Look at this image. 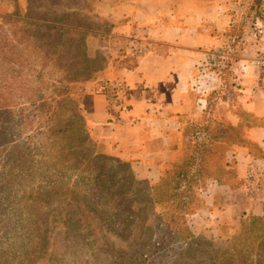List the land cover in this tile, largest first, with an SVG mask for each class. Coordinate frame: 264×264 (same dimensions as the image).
<instances>
[{"label":"rangeland","instance_id":"obj_1","mask_svg":"<svg viewBox=\"0 0 264 264\" xmlns=\"http://www.w3.org/2000/svg\"><path fill=\"white\" fill-rule=\"evenodd\" d=\"M28 1L0 0L2 30L7 29L3 24L7 15L27 18ZM236 1L241 8L237 10L238 21L230 29V38L237 52L244 43H251L255 49L252 27L255 18L264 17V0ZM58 2L52 8L58 13L72 8L77 17L87 21L85 28L89 26L101 34L112 32L114 26L94 11L96 0ZM37 12L43 14L41 9ZM72 37L74 40L77 35ZM86 38L83 37L77 56L73 46L64 47L70 43L61 41L47 55L45 49H24V65L0 61V264H123L136 260V250L143 247L138 245L141 237L136 239L139 232L155 236L165 232L160 205L152 199L142 200L158 183L135 179L126 167L119 174L123 182L112 186L121 198L109 200L102 192L98 194L102 180L91 178L102 174V167L101 172L88 165L80 170L94 153L91 139L79 142L85 132L89 135L85 105L91 91L98 93V74L104 63L102 53L88 57ZM7 39H11L9 33ZM226 69V64L220 66V70ZM226 92L223 87L219 99ZM219 101L220 107L225 106L224 100ZM216 127L219 132L226 131L222 120ZM224 153L218 150V163L224 173L232 176V170L223 164ZM186 155L185 150L175 151L172 158L181 163ZM179 167L164 166L162 177L171 183L174 174L185 169ZM194 168H188L189 176L195 173ZM104 171L113 179L116 176L108 169ZM82 175L84 179L79 180ZM202 187V191H194L193 201L185 208L192 235L206 251L202 259L208 260L216 251L222 264H257L259 224L250 221L256 216L246 218L244 234L238 230L228 239L215 238L206 231L212 218L206 197L212 190L211 184L206 182ZM107 191L110 195L112 189Z\"/></svg>","mask_w":264,"mask_h":264},{"label":"crops","instance_id":"obj_2","mask_svg":"<svg viewBox=\"0 0 264 264\" xmlns=\"http://www.w3.org/2000/svg\"><path fill=\"white\" fill-rule=\"evenodd\" d=\"M93 7L114 26L108 34L90 28L86 36L88 57L102 53L104 60L97 88L105 80L125 84L122 106L113 113L104 96L89 91L84 115L95 151L128 164L135 179L159 184L164 166L185 165L175 163V151H187L182 146L191 139L197 149L211 143L214 151L225 152L223 164L232 176L205 181L212 188L206 195L212 217L206 231L228 239L247 217H263L264 78L249 64L253 45L244 43L237 52L230 38L239 19L237 1L96 0ZM132 37L150 51L128 57ZM225 64L228 69L220 70ZM223 87L227 92L219 99ZM219 120L226 131L219 132ZM250 170L262 179L255 195L247 192Z\"/></svg>","mask_w":264,"mask_h":264},{"label":"trees","instance_id":"obj_3","mask_svg":"<svg viewBox=\"0 0 264 264\" xmlns=\"http://www.w3.org/2000/svg\"><path fill=\"white\" fill-rule=\"evenodd\" d=\"M58 1L60 0H29L27 18H20L17 14L3 17V24L7 26V29L2 30V27H0L3 31V39L0 41V61L24 65L22 58L24 49L29 47H32L34 50L45 49L44 54L47 55L48 51L57 46L61 41H64L66 44L70 43L64 47L69 49L73 46L74 54L77 56V53L83 47L82 39L84 36H87L88 29L90 28L89 26L85 28L87 21L77 17L76 10L67 8V10L58 13L52 9L55 4L59 5ZM39 9H41L43 14H38L37 11ZM8 33L11 35V39H7ZM73 35H77V38L74 40L73 37L71 38ZM71 42L73 43L71 44ZM88 138L89 136L85 132L83 139L79 143H84L86 140L89 141ZM202 145L201 149H197L189 144L184 160L185 165H182V168L185 169L176 172L171 183H168L162 177L161 182L155 185L157 187H151V193L142 197L143 201L152 199L160 205L161 214L164 216L162 218L165 223V232L159 236H155L152 233L145 235L139 232L136 235V239L141 237L138 245L143 247L141 249L136 248V252L138 253L136 260L130 259L123 264H222L216 256L219 254L216 251H212L213 255L208 260L202 259L206 251L199 245V239L192 235V230L188 226L186 219V204L193 201L194 191L206 183V179L220 178L221 175L225 174L222 166L217 162L219 154L218 151H214L216 147L211 143ZM114 162L109 157L98 154L94 148L92 158H88L83 163L82 169H80L83 170L88 165L97 168L101 172L102 167V174L99 173L95 177L91 176V178L102 180V183L98 185V194L102 192V196H109V200L121 198L116 195L117 189H114L112 186L123 182V176L119 174L123 172L124 168L127 167L130 172L129 175L134 177L128 164L119 162H115V164ZM78 163L76 165L81 167L82 164L79 163L78 165ZM193 166L195 167V173L189 176L190 171L188 168ZM107 169L110 170L111 174L116 175L114 179L107 174V171H104ZM80 179H84V176H80ZM109 189H112V191L110 195H107V190ZM116 202L120 204V201ZM167 212H171L173 216H171V213L165 215ZM67 215L68 213H66ZM179 216L182 217L178 218ZM250 221L259 224L258 232L260 234L257 240H260L258 245L259 251L257 252L259 257L257 264H264V217H253ZM65 223L66 225L69 224V222ZM246 223L247 220L244 221L240 231L245 230ZM183 231L186 233H183ZM198 249L202 251H198ZM189 252L191 253L190 255ZM194 255L196 256L193 257ZM226 262L229 263V261Z\"/></svg>","mask_w":264,"mask_h":264},{"label":"built area","instance_id":"obj_4","mask_svg":"<svg viewBox=\"0 0 264 264\" xmlns=\"http://www.w3.org/2000/svg\"><path fill=\"white\" fill-rule=\"evenodd\" d=\"M264 18V17H263ZM252 36L255 49L249 59V64L260 70V75L264 78V21L256 19L252 27ZM149 44L139 38L132 37L126 46L128 57L137 59L150 51ZM125 88L122 80H105L97 88L99 94L104 96L109 113L122 106L120 93ZM261 175L255 170H250L246 175L247 192L257 194L261 188Z\"/></svg>","mask_w":264,"mask_h":264}]
</instances>
